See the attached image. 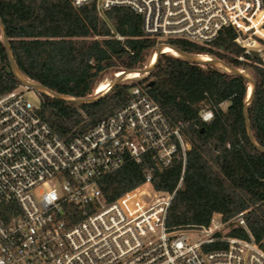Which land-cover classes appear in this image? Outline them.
<instances>
[{
  "label": "built area",
  "instance_id": "built-area-1",
  "mask_svg": "<svg viewBox=\"0 0 264 264\" xmlns=\"http://www.w3.org/2000/svg\"><path fill=\"white\" fill-rule=\"evenodd\" d=\"M71 1L78 8L95 4L100 14L133 10L159 46L170 39L207 46L232 28L245 55L256 52L264 69V0ZM30 91L20 86L0 96V264H264V240L255 241L244 213L229 223L214 214L208 226L167 227L191 144L143 89L71 140L38 116ZM200 118L211 122L213 109L205 106ZM128 161H150L161 171L181 163L176 190H156L152 168L144 184L107 202L102 180ZM231 227L248 239L228 236ZM216 244L226 247L212 249Z\"/></svg>",
  "mask_w": 264,
  "mask_h": 264
},
{
  "label": "trees",
  "instance_id": "trees-1",
  "mask_svg": "<svg viewBox=\"0 0 264 264\" xmlns=\"http://www.w3.org/2000/svg\"><path fill=\"white\" fill-rule=\"evenodd\" d=\"M13 58L29 81L67 98H92L102 78L110 73L143 69L159 46L143 32L142 18L126 7L100 14L95 4L75 7L71 0H0ZM237 34L225 28L207 46L181 39L165 43L187 54L209 56L246 70L256 82L249 119L255 141L264 148V69L258 58L245 55ZM245 57L247 62L239 60ZM11 65L0 29V96L21 86L9 72ZM122 83L101 101L76 105L40 93L38 116L61 139L71 140L114 115L143 89L174 126H182L191 144L182 187L167 216L170 230L208 226L214 214L229 223L244 213L257 243L264 240V152L249 140L244 118L249 84L241 76L214 66L163 54L146 78ZM153 83V84H151ZM227 105L226 108L223 106ZM205 106L214 111L211 122L201 121ZM150 161H128L101 182L104 197L112 202L145 183ZM182 164L157 170L154 188L174 192ZM230 237L248 239L244 229L231 227ZM216 244L212 249L225 248Z\"/></svg>",
  "mask_w": 264,
  "mask_h": 264
},
{
  "label": "water",
  "instance_id": "water-1",
  "mask_svg": "<svg viewBox=\"0 0 264 264\" xmlns=\"http://www.w3.org/2000/svg\"><path fill=\"white\" fill-rule=\"evenodd\" d=\"M0 29L2 31V39H3V44H4V47H5V50L7 52V55H8V58H9V62H10V65H11V70H9L10 73H12L17 79L18 81L20 82L21 86H24V87H27L28 89H31L35 92H38V93H43V94H46L54 99H57V100H60V101H65V102H68V103H74L76 105H91V104H95L99 101H101L103 98H105L107 95H109L111 92H113L119 85H121L122 83H124L126 80H127V76L130 74V73H133V72H138L140 73L141 75H144L145 77H147L148 75H150L154 69L156 68V65L159 61V59L161 58V56L164 54L163 50L165 49V47H171L169 45H161L157 48V61L155 63V65L152 67L151 65H149L147 68H143V69H134V70H127V71H123V74L121 76H116V81L111 84V87L110 89L102 94V95H96L92 98H83V99H75V98H67V97H63V96H60L59 94H56L50 90H48L47 88H45L44 86L40 85V84H37V83H34L32 81H29L28 79H26L19 71L17 65H16V62L13 58V54H12V51H11V47H10V41L8 39V36H7V33H6V29H5V26H4V23L3 21L0 19ZM173 49H175L176 51H178L180 54H181V58H184L192 63H195V64H199V65H203V66H214V67H217L219 69H222L225 71V68H228L229 71H226V72H229V73H233V74H236V75H239L241 77H243L249 84V87H252V92L250 93V91L248 92V99H247V102L245 104V109H244V118H245V123H246V130H247V134H248V138L250 140V142L257 148L259 149L260 151L264 152V148L261 147L256 141H255V138H254V135H253V132H252V127H251V123H250V119H249V109H250V106L253 104L254 102V98H255V88H256V82L254 81L253 77L245 72L244 70H239V69H236L232 66H230L229 64H226L224 63L223 61H220V60H212V61H202L200 60V57L199 56H194V55H190V54H187L177 48H174V47H171ZM252 56L254 58H256L258 56V54L256 52H252ZM153 84V83H151ZM250 90V88H249Z\"/></svg>",
  "mask_w": 264,
  "mask_h": 264
},
{
  "label": "bare ground",
  "instance_id": "bare-ground-1",
  "mask_svg": "<svg viewBox=\"0 0 264 264\" xmlns=\"http://www.w3.org/2000/svg\"><path fill=\"white\" fill-rule=\"evenodd\" d=\"M163 52L165 54H169V55H172L174 57H180L181 58V54L176 51L175 49L171 48V47H165V49L163 50ZM157 57L158 55H156L152 61V64L151 66L153 67L157 61ZM200 57V60L202 61H212L213 59L209 56H204V55H201L199 56ZM225 71H229L228 68H225ZM123 73L119 72L116 74V76H121ZM143 78H146L144 75H141L140 73L138 72H133V73H130L128 76H127V80H139V79H143ZM111 87V84L110 83H101L97 89H96V95H102L104 93H106ZM252 87H250V93L252 92Z\"/></svg>",
  "mask_w": 264,
  "mask_h": 264
},
{
  "label": "rangeland",
  "instance_id": "rangeland-1",
  "mask_svg": "<svg viewBox=\"0 0 264 264\" xmlns=\"http://www.w3.org/2000/svg\"><path fill=\"white\" fill-rule=\"evenodd\" d=\"M116 74L117 73H110V74H107L105 75L103 78H102V82L101 83H110V84H113L115 81H116ZM126 83H129V82H135V81H132V80H126L125 81ZM136 83V82H135ZM250 88V87H249ZM94 96H96V91L94 93ZM28 98L29 100L34 104V105H39L40 103V98H39V94L36 93L35 91H30L28 93ZM224 108L227 107V105H224L223 106Z\"/></svg>",
  "mask_w": 264,
  "mask_h": 264
}]
</instances>
